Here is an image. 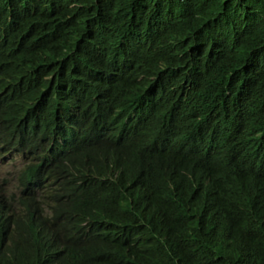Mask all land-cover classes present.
Returning a JSON list of instances; mask_svg holds the SVG:
<instances>
[{
	"label": "trees",
	"instance_id": "trees-1",
	"mask_svg": "<svg viewBox=\"0 0 264 264\" xmlns=\"http://www.w3.org/2000/svg\"><path fill=\"white\" fill-rule=\"evenodd\" d=\"M0 264H264V0H0Z\"/></svg>",
	"mask_w": 264,
	"mask_h": 264
},
{
	"label": "clouds",
	"instance_id": "clouds-1",
	"mask_svg": "<svg viewBox=\"0 0 264 264\" xmlns=\"http://www.w3.org/2000/svg\"><path fill=\"white\" fill-rule=\"evenodd\" d=\"M2 158H20V164L17 169L12 174V179L14 181L13 187L9 186L10 180L5 176L0 183V194L5 195L8 199L13 200V198L18 199L20 196L21 184H20V174L26 167V156L20 152L13 153H3L0 152Z\"/></svg>",
	"mask_w": 264,
	"mask_h": 264
},
{
	"label": "rangeland",
	"instance_id": "rangeland-1",
	"mask_svg": "<svg viewBox=\"0 0 264 264\" xmlns=\"http://www.w3.org/2000/svg\"><path fill=\"white\" fill-rule=\"evenodd\" d=\"M20 164V158H2L0 156V183L2 179L6 176L9 182V186L13 187L14 181L12 179L13 172L17 169Z\"/></svg>",
	"mask_w": 264,
	"mask_h": 264
}]
</instances>
